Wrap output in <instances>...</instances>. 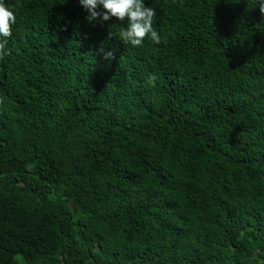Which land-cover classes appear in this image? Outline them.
<instances>
[{"label": "trees", "instance_id": "trees-1", "mask_svg": "<svg viewBox=\"0 0 264 264\" xmlns=\"http://www.w3.org/2000/svg\"><path fill=\"white\" fill-rule=\"evenodd\" d=\"M4 2L0 264L264 260L259 0H143L140 47L79 0Z\"/></svg>", "mask_w": 264, "mask_h": 264}, {"label": "clouds", "instance_id": "clouds-1", "mask_svg": "<svg viewBox=\"0 0 264 264\" xmlns=\"http://www.w3.org/2000/svg\"><path fill=\"white\" fill-rule=\"evenodd\" d=\"M80 6L88 13L89 22H107L112 18L125 22L118 32L119 40L132 47H140L145 39H150L154 44L161 43V37L154 28L156 11L145 6L143 0H79ZM259 11L264 16V0H259ZM16 23L14 7L0 0V59L10 55L7 48L8 38L12 36V27ZM113 56L112 52L105 53V58ZM157 76L149 74L148 83L155 86ZM259 264H264V260Z\"/></svg>", "mask_w": 264, "mask_h": 264}]
</instances>
